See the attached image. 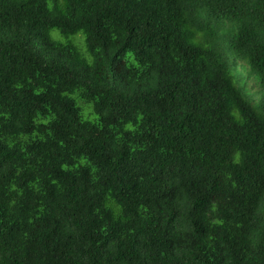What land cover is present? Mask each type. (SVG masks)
<instances>
[{
	"label": "trees",
	"instance_id": "trees-1",
	"mask_svg": "<svg viewBox=\"0 0 264 264\" xmlns=\"http://www.w3.org/2000/svg\"><path fill=\"white\" fill-rule=\"evenodd\" d=\"M0 264H264V0H0Z\"/></svg>",
	"mask_w": 264,
	"mask_h": 264
},
{
	"label": "rangeland",
	"instance_id": "rangeland-1",
	"mask_svg": "<svg viewBox=\"0 0 264 264\" xmlns=\"http://www.w3.org/2000/svg\"><path fill=\"white\" fill-rule=\"evenodd\" d=\"M50 35L52 36V38H54V39H56V40L65 41V39H64V38L60 35V33H59L58 31H56V30H52V31L50 32ZM75 40H76V41L78 42V44H79L78 49H79L80 54H81L85 59H88V60H89L90 57H89V55H88L87 52H86V48H85V45H84V42H83V36H82V34H81V33H78L77 35H75ZM238 64H242V62H241V61H238ZM240 71H241L242 73L245 74V71L242 70L241 67H240ZM246 84H247V86H248L249 88H251L253 91L257 90V86L254 85V81H253L252 78H247V79H246ZM73 98H74V97H73ZM76 104L82 109V114H83V116H84L85 119L93 121V120H95V119L97 118L96 115H94V114H92V115H88V111H86V109H84V108L82 107V103H81L79 100H77V99H76Z\"/></svg>",
	"mask_w": 264,
	"mask_h": 264
}]
</instances>
